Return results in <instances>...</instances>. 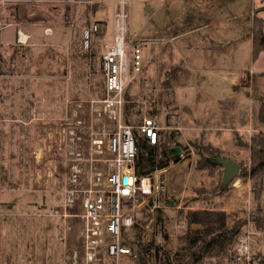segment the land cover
Listing matches in <instances>:
<instances>
[{"label":"rangeland","instance_id":"1","mask_svg":"<svg viewBox=\"0 0 264 264\" xmlns=\"http://www.w3.org/2000/svg\"><path fill=\"white\" fill-rule=\"evenodd\" d=\"M95 1L25 0V2L19 3L23 5L27 12L30 9H37L43 20L48 22L60 20L61 24L69 27L72 34L70 43L71 47L73 46L72 49L74 45H76V48L78 47V43L72 44V42L75 34H78L79 37V32L84 25H89L98 18H102L104 21L106 19L105 35L99 40L100 50V48H103L104 43H109L108 38H110V35L113 36L112 10L114 11L113 5L119 0ZM124 1L128 14L129 45L138 43L140 47L145 46L147 48L149 46L150 50H147L145 63L141 62L139 71L134 73L131 69H128L127 83L124 88L123 118L125 113L128 115L135 114L138 109L142 108L143 101L151 98L150 100L155 103L152 114L156 116V119L158 117L162 124L168 126L169 129L166 130L171 131V137L167 141L168 146L179 144L186 154L183 159L176 162L170 161L167 166L157 168L148 174L151 176L152 181H161L160 192L154 197L159 206L155 208L150 225L151 235L155 234L157 237H154L151 242L158 245L161 253H166L174 263L173 254L178 243L177 235L186 230V223L177 215V209L223 208L229 216H234L233 214H236L237 218L245 216L244 224L236 235L234 246L229 251L227 264L233 263L235 246L239 237L247 233L245 231H248L250 235L251 259L248 263L239 262L238 264H264V228L258 230L250 221L249 214L254 211L255 201L248 193V179L243 183L244 180L241 177L232 178L228 182L225 192L222 193L218 189L223 174L221 166H212L206 170L195 168V162L198 160V145L206 144V142L210 143L208 138L213 139L215 135L221 138L219 147L221 155L219 157L229 158L233 156L234 161L242 166L248 162L249 149L244 144L249 142L250 136L255 131L251 125V111L246 110L247 112H243V104L247 103L248 98L252 99L253 102L255 96L260 95V90L264 91V82H260L259 77L257 79L256 72L261 70L262 66L260 65L262 62L259 61L258 57L253 56L254 59L252 58L249 47L230 49L228 52L231 56L225 57L217 70H203L199 73L200 89H198V48H174L173 57L176 60L179 59L183 71L189 72L187 84L177 87L174 99L171 94L173 85L167 84L170 89L166 91L160 86L163 83L159 81L168 74L164 66L160 67V64L166 61L167 48L165 49V44H168L167 33L161 26V19L163 18L162 0ZM9 3L12 2L6 0L4 3H0V19L3 22H9L13 19L6 16L7 13L13 12L9 9L11 8ZM14 8L16 10L17 5ZM155 22L160 25L156 33L151 31L150 27V24H155ZM99 26L101 33V25ZM11 30V27L5 29L8 32ZM71 50L68 55L69 61ZM82 50L84 49L82 48ZM97 54L98 48L87 59V64H81L78 61L70 65V62H68L65 78L67 84H70L66 86L67 88L71 84H74V87L90 88L89 96L84 97L85 95H83L73 99L83 100L82 105L85 108L83 112L91 117L92 129L95 132L94 136L103 138L105 145L107 133L112 130L113 124L105 113L98 114L94 110L88 113V107L86 106V101L97 99L103 88ZM0 56H2L1 51ZM19 57L20 51L17 50L16 52L15 50L11 59L13 67L8 66L10 73L19 72ZM249 70L251 73H249ZM3 81V71L2 66H0V88ZM238 83H240V88L236 90L234 86ZM144 90L145 92H143ZM198 90L201 93V100L205 101L207 98V101L211 103V109L220 110V113H218L220 117L214 119L216 118L214 116L213 121L209 122L212 125L211 127L214 128L203 130L202 132L205 133H202L203 135L198 134V123L203 122V119L198 118ZM206 93L212 98L205 96ZM216 95H221L225 99L220 103H216L214 99ZM69 98L68 95L66 101L71 100ZM231 100L235 105L234 109L232 108L233 110L231 109ZM128 104L131 105L129 106L130 111L127 109ZM245 108L248 109V107ZM141 114L142 111L137 115L136 121L139 120ZM213 115L215 114L213 113ZM232 119H234L233 123ZM246 123L248 127L245 130L243 124ZM64 124V130L59 133L61 140L58 138L60 140L59 159L56 163L58 185L55 186L50 182V178H47L48 182L39 189H35L34 192L29 191L25 194L23 192L22 194L0 193V203L8 198L15 201L14 208L6 209L4 203L0 206V264L81 263L82 236L79 216L80 205L78 202L79 193L74 194V202L70 205H66V196L68 189L81 187L85 178L82 172L79 175L75 173L73 175L71 165H78L77 162L63 159L64 151L71 149V145H67L68 129L71 125L67 121H64ZM234 142H236L235 145ZM105 155L109 157L107 153ZM105 155L101 154L98 157L104 158ZM85 163L81 164V168H87L88 162ZM177 196H179L178 201L176 200ZM262 197H264V191ZM39 198L48 201V204L43 206L42 209L31 207L19 209L17 207L20 202H26L27 199L35 200ZM168 200L173 201V207L168 204ZM176 205H179V207H176ZM36 211H39L40 214L37 215ZM148 217L146 211L144 222L148 220ZM230 224L231 222H229ZM191 226L198 225L192 224ZM139 229L143 240L144 231L141 228ZM165 235L166 237H164ZM137 260V255L119 258L115 261L108 258L109 262L107 264H139Z\"/></svg>","mask_w":264,"mask_h":264},{"label":"crops","instance_id":"2","mask_svg":"<svg viewBox=\"0 0 264 264\" xmlns=\"http://www.w3.org/2000/svg\"><path fill=\"white\" fill-rule=\"evenodd\" d=\"M10 2L12 3H9L11 6L9 9L13 12L7 13L6 16L13 18L9 21L11 25L0 31L2 53L0 66L4 77L0 88V113L4 118L0 122V193L25 194L39 189L48 182L47 178H50V182L55 186L58 185L56 163L59 159L58 149L61 140L59 133L64 130V121L69 125L77 122L85 108L82 105L83 100L73 98L89 96L90 88L74 87V84H71L69 89L66 87L70 85L67 84L65 74L70 62L68 55L71 50V29L61 24L60 20L52 22L43 20L37 9L25 11L23 5L19 3L25 0H10ZM162 2L161 26L167 33L168 44H165L166 61L160 64V67L164 66L166 69L168 66H177L170 77L171 85L174 87L171 93L173 98L177 87L187 84L189 75V72L183 71L179 59L173 57L174 48H198V89H200L199 73L203 70H217V67L223 63L221 61L231 56L228 50L246 46L251 49L252 56L253 24L258 18L264 20V0H162ZM15 5H17L16 10ZM114 6L115 4L113 9ZM94 23L101 25V33L105 35L106 19L104 21L98 18ZM150 25L151 31L158 32L159 24L155 22ZM8 27L12 28L10 32L5 31ZM112 39L113 36L110 35L108 42L111 43ZM134 45H138L140 61L145 63V55L148 54L147 50H150V47H140L138 43ZM15 50L20 51L18 60L20 70L18 73H10L8 69L13 67L11 59ZM256 57L262 62L261 70L256 71L257 79L259 77L260 82H264V51ZM98 66H100L99 62ZM167 77L168 74L159 81L163 83ZM160 86L166 91L170 89L165 88L163 84ZM238 88L240 83L234 86V89ZM260 92V95H264V91L260 90ZM68 95L71 100L66 101ZM205 96L212 98L207 93ZM150 99L143 101L141 108V111L143 106L146 109L150 108L146 110L148 114H152V108L155 107L154 101ZM214 99L216 103H220L225 98L216 95ZM231 101V109H234V102ZM254 101L248 98L247 103L243 104V112L251 111ZM219 111V109H211V103L207 98L205 101L201 100V93L198 90V118L203 119L201 124L198 123V134H205L203 130L214 128L209 122L213 121L214 116L216 117L214 119L220 117ZM157 121L162 127L159 130V140L161 131L169 128L162 124L158 117ZM243 126L246 130L248 124ZM208 140L210 144L212 142L211 145L218 148L221 145V138L218 135ZM233 144L235 145L236 142ZM233 158V156L229 157L234 161ZM177 197L178 201L179 196ZM39 199H27L26 202H20L17 207L42 209L48 201ZM1 202L0 206L4 203L6 209L15 206V201L11 198ZM172 203L173 201L168 200L169 205L172 206ZM36 214L39 215V211H36ZM125 257L129 256L120 258ZM96 264H105L104 257L102 262Z\"/></svg>","mask_w":264,"mask_h":264},{"label":"built area","instance_id":"3","mask_svg":"<svg viewBox=\"0 0 264 264\" xmlns=\"http://www.w3.org/2000/svg\"><path fill=\"white\" fill-rule=\"evenodd\" d=\"M5 1L0 0V3ZM113 22V39L111 43L103 44L101 52L103 90L97 99L86 101L88 113H91V110L98 114L105 113L113 128L107 133L104 145L103 138L94 136L91 117L82 112L77 122L69 126L67 145H71V149H66L63 156L65 160L70 159L78 163L71 165L73 175L82 172L85 178L81 187L68 189L66 196V205H70L74 202V194L79 193L82 236L80 264L102 262L104 254L114 261L121 256H136V253L123 243L122 228L143 229V241L146 242L157 237L155 234L151 235L150 225L155 208L159 206L154 197L160 192L161 181L154 182L150 175H139L136 172L137 144L134 130L140 132L149 143L154 144L158 141L159 130L162 127L155 115L147 113L146 110L150 108L146 109L144 106L138 123L130 124L124 121V88L127 83V72L128 69L134 73L141 69L140 49L138 45H129L128 14L124 0L115 3ZM8 25L11 23L0 19V31ZM98 30L97 23H91L83 28V49H90L92 35ZM18 40H21L20 36ZM244 79L246 80L245 77ZM3 120L0 113V122ZM101 154L105 157H98ZM176 154L178 160L186 157L184 149H178ZM85 162H88L87 168L83 169L81 164H86ZM146 211L149 217L144 222ZM245 232L247 233L240 236L237 241L233 263L230 264L248 263L251 259L250 235L248 231Z\"/></svg>","mask_w":264,"mask_h":264},{"label":"trees","instance_id":"4","mask_svg":"<svg viewBox=\"0 0 264 264\" xmlns=\"http://www.w3.org/2000/svg\"><path fill=\"white\" fill-rule=\"evenodd\" d=\"M85 26L87 25H84L79 32L80 38L78 34H75L72 44L78 43V47L76 48V45L73 49V46L71 47L70 62L75 64L79 61L81 64H87V59L98 48L97 56L100 64L102 49L99 50L101 46L99 40L104 37V34L94 32L90 49L82 50V30ZM262 51H264V20L258 18L253 24L252 56L256 57ZM175 69L177 66H168L165 69L168 72V77L163 80V84L166 83L163 85L165 88L168 87L167 84L171 85L170 77L176 71ZM129 106L131 105L128 104V110ZM137 111L135 114L125 113L124 121L130 124L138 123L142 114L139 116V120L136 121V119L137 115L141 113V108ZM250 118L255 132L250 136L249 142L244 144L249 149V157L248 162L243 166L238 163V177L243 178V183L246 179L249 181L248 193L255 201L254 211L249 214L250 221L259 230L264 228V197H262L264 191V95L255 96ZM161 132V138L151 144L140 132L134 130L137 144L135 170L139 175H148L157 168L167 166L170 161L178 160L176 153L178 149L183 148L179 144L168 146L167 141L171 137V131L163 130ZM220 155L221 150L210 143L198 145V160L195 162V168L206 170L212 166H221L213 162V159ZM226 186L227 184L220 188L219 183V191L225 192ZM177 211V215L186 223V230L177 235L178 243L173 254L174 263L166 253H161L158 245L151 241H143L141 230L138 227L122 228L123 243L136 253L139 264H227L229 251L234 246L236 235L244 224L245 216L238 218L236 214L229 216L223 208H189L177 209ZM229 222H231L230 225ZM192 224L198 226L192 227ZM108 258L110 257L104 254L105 264L109 262Z\"/></svg>","mask_w":264,"mask_h":264},{"label":"water","instance_id":"5","mask_svg":"<svg viewBox=\"0 0 264 264\" xmlns=\"http://www.w3.org/2000/svg\"><path fill=\"white\" fill-rule=\"evenodd\" d=\"M213 162L220 164L223 168L220 188H223L232 178L238 176L239 166L237 162L226 157H217L213 159ZM123 179L126 180V177Z\"/></svg>","mask_w":264,"mask_h":264}]
</instances>
